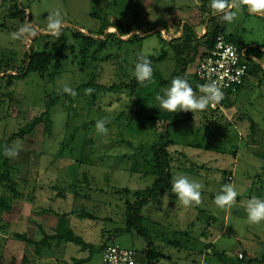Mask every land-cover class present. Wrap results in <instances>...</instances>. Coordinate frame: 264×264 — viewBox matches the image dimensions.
Instances as JSON below:
<instances>
[{
  "label": "rangeland",
  "instance_id": "1",
  "mask_svg": "<svg viewBox=\"0 0 264 264\" xmlns=\"http://www.w3.org/2000/svg\"><path fill=\"white\" fill-rule=\"evenodd\" d=\"M202 7L199 0H0V60L9 67L6 73L0 71V138L9 139V147L21 146L19 154L8 159L20 196L0 187V195L11 204L9 211H0V264H20L24 258L26 264H64L86 257L88 250L72 243L48 239L37 253L35 243L12 237L14 232L25 233L36 242L43 232L67 229L95 247L83 264H100L98 248L110 240L134 249L137 263L147 264V241L128 224L127 208L137 202L134 192L153 181L150 147L164 140V122L136 119L140 106L128 88H91L88 93L82 84L127 83L134 76L137 54L160 53L162 48L168 54L157 67L168 80L177 65L173 49L157 37V21L166 22L170 33L160 32L167 39L179 35L185 22H191L203 39L208 21ZM22 9V18L12 16ZM56 10L64 26L84 32L118 23L131 24L137 31L122 36L120 48L114 43L96 52L90 46L83 56L67 28L60 66L51 63L42 73L14 71L37 31L47 32L48 16ZM25 20L35 26V34L14 39L12 33ZM223 27L249 47L257 69L223 111H194L189 122L169 128L172 178L181 173L203 188L199 204L184 206L170 189L137 211L140 226L159 253L156 264H245L264 256V221L250 223L245 211L249 198H264V15L245 7ZM134 35L147 36L133 39ZM175 48L184 57L192 46ZM203 49L198 46L187 73H193ZM65 84L77 95L64 93ZM194 93L202 95L199 90ZM56 96L60 97L45 115L47 100ZM152 107H158L156 100ZM100 118L107 120L105 134L95 128ZM227 183L239 195L230 208H220L214 198ZM221 251L229 260L219 258Z\"/></svg>",
  "mask_w": 264,
  "mask_h": 264
},
{
  "label": "trees",
  "instance_id": "2",
  "mask_svg": "<svg viewBox=\"0 0 264 264\" xmlns=\"http://www.w3.org/2000/svg\"><path fill=\"white\" fill-rule=\"evenodd\" d=\"M199 2L203 5L202 10L206 12V19L208 21L207 27L202 35L203 39H200V34L194 29L193 25L189 22H185L182 25V28H179V35H171L170 39L164 37L160 30L164 31L166 34L170 33L169 28L166 25L165 21H157V37L161 40L164 47L170 46L173 49L175 55L176 68L172 72L170 78L165 80L157 67V63L165 60L168 51L164 48L161 49L160 53L149 54V58L152 62L153 68V76L149 81H145L143 83L139 82L134 76L127 83H119V84H111L110 86L101 85L95 82L94 80L87 81L82 84L84 88H100L108 91H115L122 88H128L129 94L134 95V100L136 104L140 106V108L135 112L134 117L136 119H146V120H159L163 121V138L164 140L158 142L150 147L152 152V174L154 176L153 181L150 185L142 188L141 190H137L134 192L137 198V202L130 203L127 210L129 219L127 220L128 224H132L133 228L137 230L138 234L142 235L146 241L147 246L144 250V254L146 256L147 264H156V256L157 254L153 248L152 241L147 235L146 230L140 226L139 223V215L137 211L146 203L152 200H158L160 195L167 190L171 189L172 183V173L170 171V165L172 162V157L168 151V145L172 143L171 135L169 132V128L176 126L179 123H187L189 122L193 116L194 112L190 111H178L176 113L168 112L166 110L160 109L159 107H152V104L155 100V96L160 92V89L166 84L171 82L172 78L176 76H181L186 78L189 83L192 85L193 90H199L201 85L200 81L197 79L194 73L189 74L186 72L187 64L194 61L195 55L198 52V46H203V52L199 55H203L206 53L214 43L215 36L221 32L225 35L228 41H231L238 46H246L243 42H239L234 38L227 36L223 29V22L221 16L214 14L213 10L210 8L209 0H199ZM135 9V6H134ZM95 13H93L94 15ZM24 16V9L13 13V17L15 16ZM160 25V26H159ZM159 26V27H158ZM111 27L114 30L106 32V28ZM180 27V24H179ZM69 28L71 37L79 43L80 52L83 56L86 55V50L88 47H94V50L101 51L105 47L112 46L114 43L118 48L121 47V44L124 42L122 36L137 31V29H133L131 24H127L123 26L122 23L108 25L102 27L98 32H84L75 27H67L64 26L61 30V34L59 37L53 36L48 32H39L37 31L36 36L32 39V41L28 44V48L26 50L24 58L14 67V71L25 74L28 72H38L42 73L46 70L48 65L53 63L56 67L60 66L61 60L65 57L66 50V36L64 35V31ZM18 31V28L16 29ZM15 31V32H16ZM153 31H150L152 34ZM148 34V35H150ZM147 35H134L133 39H142ZM24 40V39H23ZM132 40V39H131ZM179 42L177 45H175ZM37 43H41L38 44ZM192 46V48L187 52V54L182 57L178 55L175 47L184 46ZM175 49V50H174ZM182 50V48L180 49ZM9 69L7 64L2 60H0V71L6 73ZM257 67L250 63L248 74L253 73ZM8 77L12 76V73H7ZM243 85L237 88L240 89ZM236 90V91H237ZM60 96L51 97L47 100L45 105V115H49L52 106L56 103ZM231 99L228 97L225 100V104L230 102ZM209 108V107H208ZM210 109V108H209ZM212 111H218L213 110ZM35 122H32L34 124ZM28 127H25L24 130H27ZM24 130L20 131L18 134L20 136L25 132ZM9 139H1L0 138V187H3L10 191L13 196H20L15 181H13L10 165L8 162L9 157L4 155V149L8 146ZM11 209V204L8 200L4 199L0 195V211H9ZM12 237L23 240L26 242L35 243V251L40 253V244L45 243L48 239H56L57 243L60 241H64L66 243H72L78 245L82 250H88V254L83 258L73 257L71 262L65 261L64 264H83L86 263L91 257L92 253L95 250L90 243L84 241L82 237L73 233L72 230L67 229L65 231L56 230L54 234H47L43 232V237L39 241H32L25 233H12ZM114 241V240H110ZM106 243L101 245L98 250L103 251ZM49 246V244H47ZM219 258L222 261L229 260V258L225 255L224 252L221 251L219 253ZM27 258H24L20 264H26ZM264 261V256L261 259H248L245 264H251L252 262L262 263Z\"/></svg>",
  "mask_w": 264,
  "mask_h": 264
},
{
  "label": "clouds",
  "instance_id": "3",
  "mask_svg": "<svg viewBox=\"0 0 264 264\" xmlns=\"http://www.w3.org/2000/svg\"><path fill=\"white\" fill-rule=\"evenodd\" d=\"M210 8L214 14L219 15L225 22H234L238 15L247 8V11L252 14L264 15V0H209ZM64 27L62 14L56 10L49 14L46 31L56 37H59L61 30ZM36 32L35 26L28 20L18 31L12 33L14 39H27V34L34 35ZM134 77L141 83L149 81L153 76L152 62L146 51H141L137 54L133 61ZM203 95L197 96L194 93L192 85L189 81L181 76L172 78L170 85L155 96L160 109L168 112L176 113L178 111H203L209 105L215 106L223 99V91L215 83L210 82L201 86ZM64 93L76 96L77 92L74 88L65 84L62 88ZM93 90L88 89V93ZM107 120L104 118L97 119L95 128L98 132L105 134L108 132L106 127ZM20 145H13L4 149V155L7 157H15L19 154ZM203 184L190 179L187 175L177 173L172 178L171 192L179 199L184 206L199 204L201 202V189ZM239 195L235 186L231 183L222 185L221 190L216 194L214 203L220 208H230L236 203V198ZM247 219L250 223H259L264 221V198L252 196L246 204Z\"/></svg>",
  "mask_w": 264,
  "mask_h": 264
},
{
  "label": "built area",
  "instance_id": "4",
  "mask_svg": "<svg viewBox=\"0 0 264 264\" xmlns=\"http://www.w3.org/2000/svg\"><path fill=\"white\" fill-rule=\"evenodd\" d=\"M254 60L247 45L238 46L228 41L221 32L215 36L213 46L198 57L193 71L201 83L199 91L202 95L201 86L210 82H215L224 93L219 103L209 105L210 109L223 111L226 98L231 99L249 77V65ZM137 256L134 249L109 241L102 251L100 264H138Z\"/></svg>",
  "mask_w": 264,
  "mask_h": 264
},
{
  "label": "crops",
  "instance_id": "5",
  "mask_svg": "<svg viewBox=\"0 0 264 264\" xmlns=\"http://www.w3.org/2000/svg\"><path fill=\"white\" fill-rule=\"evenodd\" d=\"M191 23V22H190ZM192 24V23H191ZM224 27L222 26V29H223ZM224 31V30H223ZM225 33V32H224ZM226 34V33H225ZM227 36H230V37H232L233 38V35L232 34H226ZM232 99V98H231ZM27 235V234H26ZM213 244H215L214 243V241H211Z\"/></svg>",
  "mask_w": 264,
  "mask_h": 264
}]
</instances>
